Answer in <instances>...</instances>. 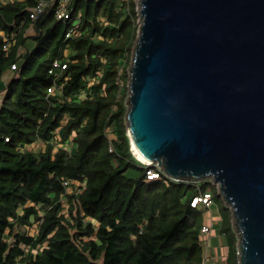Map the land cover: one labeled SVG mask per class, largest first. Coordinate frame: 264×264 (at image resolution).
Returning a JSON list of instances; mask_svg holds the SVG:
<instances>
[{
	"label": "trees",
	"instance_id": "obj_1",
	"mask_svg": "<svg viewBox=\"0 0 264 264\" xmlns=\"http://www.w3.org/2000/svg\"><path fill=\"white\" fill-rule=\"evenodd\" d=\"M40 1L0 0V83L17 66L0 107V264H206L209 208L191 200L212 190L221 204L215 187L148 179L156 162L131 150L133 0H69L65 20L57 4L32 18ZM221 210L226 262L239 264Z\"/></svg>",
	"mask_w": 264,
	"mask_h": 264
},
{
	"label": "water",
	"instance_id": "obj_2",
	"mask_svg": "<svg viewBox=\"0 0 264 264\" xmlns=\"http://www.w3.org/2000/svg\"><path fill=\"white\" fill-rule=\"evenodd\" d=\"M139 12L132 149L175 180L219 181L240 264H264V0H140Z\"/></svg>",
	"mask_w": 264,
	"mask_h": 264
},
{
	"label": "rangeland",
	"instance_id": "obj_3",
	"mask_svg": "<svg viewBox=\"0 0 264 264\" xmlns=\"http://www.w3.org/2000/svg\"><path fill=\"white\" fill-rule=\"evenodd\" d=\"M134 2V7H135V16L133 18V20L135 21L136 25H137V30H136V36H135V39L134 41L132 42V45H131V60H130V64L127 68V73H128V82H127V87H128V96L130 94V90H129V80H130V73H131V65H132V61H133V57H134V53H135V47H136V43H137V37H138V34H139V26L141 24V16H140V12H139V8H140V0H133ZM128 96H127V99H128ZM127 102V100H126ZM128 104V102H127ZM131 150L134 154V150L132 149V146H131ZM146 163V162H145ZM147 164H151V163H147ZM127 174L128 175H131V176H134V174L137 173V170L136 169H132V168H129L127 171ZM205 179H208L211 181L212 183V186L215 187V190L217 192V194L220 195V200H221V204L216 202L214 200V203L212 205V217L209 213V215L206 216V219L208 220H212V221H215V218L217 215L220 217L219 219H221V205L223 206H226V208H229L231 210V225H232V228L234 230V233L236 235V238H237V246H238V262L240 264V232L237 228V224H236V217L234 216L233 212H232V208L230 206V204L227 202V200L224 198L222 192H221V186H220V183L219 181H216L214 179L213 176H207ZM214 215V217H213ZM217 216V218H218ZM216 224V225H215ZM214 225H215V228L218 226V224L216 222H214ZM213 225V227H214ZM220 228V225L218 226V229ZM220 230V229H219ZM30 232H35V228L32 227V229H30ZM214 232V228L211 230V232L209 234H207V238L209 237V235ZM222 234V233H221ZM222 238L223 240L225 239L224 235L222 234ZM224 247H222L221 249V254H220V250L218 252H213L212 255H210L209 257V261H208V264H227L226 262V256H227V250H226V246L225 244L223 245ZM217 253V254H216ZM207 254H210V250L208 249V252ZM215 254V255H214ZM207 264V263H206Z\"/></svg>",
	"mask_w": 264,
	"mask_h": 264
},
{
	"label": "built area",
	"instance_id": "obj_4",
	"mask_svg": "<svg viewBox=\"0 0 264 264\" xmlns=\"http://www.w3.org/2000/svg\"><path fill=\"white\" fill-rule=\"evenodd\" d=\"M53 0H41L37 5L32 7V18H36L37 15L41 12H44L45 9L52 3ZM68 3L69 0H60L59 3L57 2L56 7V14L58 18L61 19H67L69 17V10H68ZM9 44V43H8ZM54 65L57 67L65 68L66 64H61L59 61H55ZM12 70L17 69L16 64H12L11 66ZM55 89V85L52 88H49V91H53ZM157 168H147L146 169V175L148 179H154V178H161L163 176H169L164 168L156 163ZM173 179V178H172ZM214 203V193L212 190H206L202 191L200 190L197 195H195L191 200V205L195 207H201V208H211ZM213 229V221L212 220H206L205 224L202 226V232L207 235L211 232ZM207 238H205L204 244L206 246L205 251V258L206 263L208 264L209 254H207Z\"/></svg>",
	"mask_w": 264,
	"mask_h": 264
},
{
	"label": "crops",
	"instance_id": "obj_5",
	"mask_svg": "<svg viewBox=\"0 0 264 264\" xmlns=\"http://www.w3.org/2000/svg\"><path fill=\"white\" fill-rule=\"evenodd\" d=\"M33 32H34V30L32 29L30 33L32 34ZM33 45H34L33 40L32 39H28L27 40V46L29 48H32ZM20 52H22V54H25V48L24 49L21 48ZM14 74H15V72L12 69H9L5 73V75L3 77V80L0 83V107H1L2 102H3V98H4V95H5V92H6V88H7V84L12 79V77L14 76ZM207 212H208L207 215H209V213H210V215L212 217V207L209 208ZM217 216L214 217V215H213V217L215 218V221H213V225H214V222H216L218 224V226H219L220 225V219H219L220 218L219 217L220 215L218 216V218H217ZM215 225L213 227L214 228V232H212L209 235L208 238L206 237L207 238V240H206L207 241V252H208V249L210 250L209 257L215 251L218 252L220 250V254H221V249H222V247H224L223 245L225 244V239L223 240L222 234L220 233V230H219L220 228L218 229V226L215 228ZM224 237H225V235H224ZM208 261H209V259H208Z\"/></svg>",
	"mask_w": 264,
	"mask_h": 264
},
{
	"label": "bare ground",
	"instance_id": "obj_6",
	"mask_svg": "<svg viewBox=\"0 0 264 264\" xmlns=\"http://www.w3.org/2000/svg\"><path fill=\"white\" fill-rule=\"evenodd\" d=\"M133 148H134V151H135V153L137 154V156L139 157V158H141L144 162H146V163H150L146 158H144L143 156H142V154L136 149V147L135 146H133Z\"/></svg>",
	"mask_w": 264,
	"mask_h": 264
},
{
	"label": "clouds",
	"instance_id": "obj_7",
	"mask_svg": "<svg viewBox=\"0 0 264 264\" xmlns=\"http://www.w3.org/2000/svg\"><path fill=\"white\" fill-rule=\"evenodd\" d=\"M143 162V161H142ZM143 163H145V162H143ZM152 163V162H151Z\"/></svg>",
	"mask_w": 264,
	"mask_h": 264
}]
</instances>
